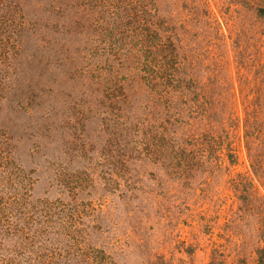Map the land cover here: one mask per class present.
<instances>
[{
  "label": "rangeland",
  "instance_id": "374dc122",
  "mask_svg": "<svg viewBox=\"0 0 264 264\" xmlns=\"http://www.w3.org/2000/svg\"><path fill=\"white\" fill-rule=\"evenodd\" d=\"M14 1L0 264H264V0Z\"/></svg>",
  "mask_w": 264,
  "mask_h": 264
},
{
  "label": "trees",
  "instance_id": "16d2710c",
  "mask_svg": "<svg viewBox=\"0 0 264 264\" xmlns=\"http://www.w3.org/2000/svg\"><path fill=\"white\" fill-rule=\"evenodd\" d=\"M12 2H15L14 0H0V11H3L5 9V7H7L8 5H11ZM261 8L260 9H264L263 6H260ZM262 256H260V260H259V263L263 264V261H262ZM258 263V264H259Z\"/></svg>",
  "mask_w": 264,
  "mask_h": 264
}]
</instances>
